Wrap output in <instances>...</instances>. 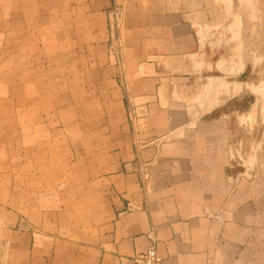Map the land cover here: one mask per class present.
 <instances>
[{
	"label": "crops",
	"instance_id": "1",
	"mask_svg": "<svg viewBox=\"0 0 264 264\" xmlns=\"http://www.w3.org/2000/svg\"><path fill=\"white\" fill-rule=\"evenodd\" d=\"M197 25L175 0L0 3L11 260L135 264L154 243L164 264H264V86L202 98L223 59ZM248 91L246 113L224 110Z\"/></svg>",
	"mask_w": 264,
	"mask_h": 264
},
{
	"label": "rangeland",
	"instance_id": "2",
	"mask_svg": "<svg viewBox=\"0 0 264 264\" xmlns=\"http://www.w3.org/2000/svg\"><path fill=\"white\" fill-rule=\"evenodd\" d=\"M4 1L9 0H0V3ZM175 1L185 13L199 23L197 29L200 38L210 42L203 49H213L212 51L218 54V59H223L219 70H215V82L205 78L200 81L201 90L198 93L202 98L226 99L228 94H231L228 92L229 83L235 81H242L250 86L252 84L264 86V0ZM250 56L255 58V63L246 67L245 73H237L238 69L245 67V62ZM208 82L210 84L205 87ZM256 96L262 97L260 94ZM252 97L255 95L248 91L241 98H237L238 100L231 99L227 102L224 110L231 114L243 115ZM3 141L8 143V140H0V143ZM244 157L243 155L237 157V161L243 162ZM3 165L5 164H0ZM9 178L8 170H0V183H8ZM8 189L0 186V198L6 199ZM9 210L8 204L0 203V228L24 227L25 220L10 217ZM0 264L24 263L20 255L16 260H11L7 245L0 242Z\"/></svg>",
	"mask_w": 264,
	"mask_h": 264
},
{
	"label": "built area",
	"instance_id": "3",
	"mask_svg": "<svg viewBox=\"0 0 264 264\" xmlns=\"http://www.w3.org/2000/svg\"><path fill=\"white\" fill-rule=\"evenodd\" d=\"M122 21V8L114 7L110 11V48L111 53L117 60L121 59L122 44L119 30ZM135 264H164V260L159 256L157 246L153 243L144 252L138 253L134 257Z\"/></svg>",
	"mask_w": 264,
	"mask_h": 264
}]
</instances>
